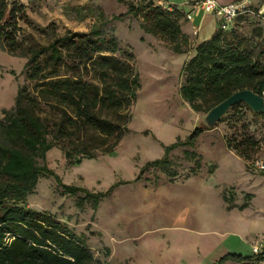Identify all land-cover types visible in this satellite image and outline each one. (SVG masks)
<instances>
[{
	"label": "trees",
	"instance_id": "1",
	"mask_svg": "<svg viewBox=\"0 0 264 264\" xmlns=\"http://www.w3.org/2000/svg\"><path fill=\"white\" fill-rule=\"evenodd\" d=\"M15 13V3L0 0V48L5 47V40L12 45L8 48L11 51L16 47ZM141 13L140 26L144 32L173 44L174 50L180 51L177 41L186 37L180 19L185 20L187 12L177 4L163 7L152 0L130 4L125 12L110 18L100 12L99 24L95 23L89 31L67 30L59 35L51 25V40L46 45L31 39L25 73L34 82L36 93L22 84L13 107L3 109L0 114V264H110L95 255L84 234L76 233L52 214L30 207L26 198L39 177L51 173L39 159H44L52 146H60L67 160L74 162L97 151L114 149L128 132L130 108L140 87L139 76L130 60L114 54L119 49L118 41L113 31L106 32V24L127 14ZM242 18L256 21L259 35L264 30L259 20L248 15L236 19ZM216 30L193 47V54L181 68L184 80L179 93L195 111H208L241 89H251L264 96L261 59L264 48L254 53L250 40L239 36L234 26L222 29L218 25ZM127 54L131 56L128 51ZM91 73H95L98 83ZM59 105L65 114L61 118L41 114L42 110L59 109ZM102 108L115 110L118 118L101 117L98 110ZM254 113L264 115V112ZM225 118L226 114L221 121ZM86 127L95 129L111 142L98 146L81 139V131ZM206 129L204 124L195 126L185 139L165 145L164 156L147 162L134 180L141 179L142 172L150 167H167L172 149L193 146ZM243 141L233 146L226 140V144L247 159L249 144ZM184 154L186 159L195 161V167L186 176L201 166V157L188 148ZM175 175L170 174L169 180ZM227 259L252 260L250 256L228 253L212 264H223ZM260 261H264V246L252 263Z\"/></svg>",
	"mask_w": 264,
	"mask_h": 264
},
{
	"label": "rangeland",
	"instance_id": "2",
	"mask_svg": "<svg viewBox=\"0 0 264 264\" xmlns=\"http://www.w3.org/2000/svg\"><path fill=\"white\" fill-rule=\"evenodd\" d=\"M147 1L9 0L16 6V47L9 50L12 45L4 40L6 45L0 48V114L3 109L13 107L22 84L36 93L34 82L25 73L31 39L46 45L51 40V25L59 35L67 30L89 31L95 23L99 24L100 12L110 18L125 12L130 4L139 5ZM152 1L163 7L177 4L184 10L190 8L192 3L191 0ZM201 12V9L192 10L189 23L196 25ZM142 20V13L137 16L127 14L106 24V32L113 31L118 41L119 49L114 54L122 60H130L139 76L140 87L130 108L128 132L114 149L97 151L93 156L74 162L67 160L60 146H52L44 159H39V163H46L51 173L40 176L26 198L30 207L46 211L65 222L76 233L84 234L87 244L97 257L109 260V246L113 250V262L120 261L129 253L118 240L124 234L138 231V228L129 227L125 221L124 214L129 211L128 202L132 194L128 183L147 162L164 156L165 145L185 139L195 126L203 125L202 118L207 112L193 110L179 93L184 80L181 68L187 60L186 54L189 56L194 47V35L184 28L185 20L180 19L186 34V37L177 41L180 51L174 50L173 44L144 32L140 26ZM230 26H234L239 36L250 40V48L254 53L264 48V30L259 35L256 21L249 18L236 19ZM261 59L264 61V54ZM91 74L98 83L95 73ZM58 108L52 112L42 110L41 114L61 118L65 115L60 109L62 105ZM98 113L109 120L118 118L117 112L112 109L102 108ZM212 130L202 135L205 141L200 142L201 146H177L172 149L170 164L144 170L139 182L149 186L155 182L168 181L172 173L176 174L175 177H183L190 168L195 167L194 159H186L184 150L200 151L204 147L203 143L219 137L228 140L233 146L241 140L248 143L247 161L264 156V115L254 113L245 102L240 101L230 107L225 120L217 123ZM80 137L98 146L111 142L110 138L90 127L84 128ZM102 193L105 195L101 196ZM153 247L158 250L161 246L158 244ZM243 253L249 254L250 248H245ZM258 263L248 260L240 262Z\"/></svg>",
	"mask_w": 264,
	"mask_h": 264
},
{
	"label": "crops",
	"instance_id": "3",
	"mask_svg": "<svg viewBox=\"0 0 264 264\" xmlns=\"http://www.w3.org/2000/svg\"><path fill=\"white\" fill-rule=\"evenodd\" d=\"M190 10L191 5L185 11ZM216 27V18L203 11L196 25L188 19L184 24L194 35L193 46L210 38ZM212 131L204 130L194 145L201 146L202 135ZM202 146L200 151L193 147L202 158L195 172L149 186L140 179L128 183L132 194L125 221L138 231L118 240L129 250L120 261L113 262L107 246L110 264H212L228 253L253 260V244L264 241V172L252 169L222 137ZM158 244L157 250L153 246ZM247 247L249 254L243 253ZM240 262L227 259L223 264Z\"/></svg>",
	"mask_w": 264,
	"mask_h": 264
},
{
	"label": "built area",
	"instance_id": "4",
	"mask_svg": "<svg viewBox=\"0 0 264 264\" xmlns=\"http://www.w3.org/2000/svg\"><path fill=\"white\" fill-rule=\"evenodd\" d=\"M195 9L211 13L222 29H227L241 15L251 16L264 24V0H195L191 3V10L186 13V19H191V11ZM248 164L252 169L264 172V156L254 157ZM263 246V240L256 242L252 246V252L258 254Z\"/></svg>",
	"mask_w": 264,
	"mask_h": 264
},
{
	"label": "water",
	"instance_id": "5",
	"mask_svg": "<svg viewBox=\"0 0 264 264\" xmlns=\"http://www.w3.org/2000/svg\"><path fill=\"white\" fill-rule=\"evenodd\" d=\"M240 101L245 102L253 112H264V96L251 89H241L211 107L202 118L203 124L208 129L215 127L229 108Z\"/></svg>",
	"mask_w": 264,
	"mask_h": 264
}]
</instances>
